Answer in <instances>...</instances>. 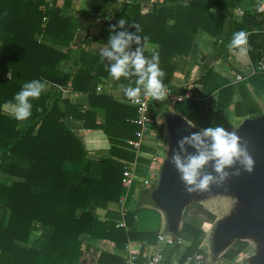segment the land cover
Here are the masks:
<instances>
[{
    "label": "trees",
    "instance_id": "1",
    "mask_svg": "<svg viewBox=\"0 0 264 264\" xmlns=\"http://www.w3.org/2000/svg\"><path fill=\"white\" fill-rule=\"evenodd\" d=\"M102 1L93 12L103 13L104 5L115 0ZM244 2L163 0L154 3L153 10L146 13L142 12L140 1L127 2L105 23L99 37L86 36L83 42L96 40L107 44L113 34L112 25H117V32L125 30L118 26L121 19L127 21L125 28L129 32L136 33L133 25H138L142 43L146 37L147 43L156 45L155 51L146 50L145 55L158 53L159 66L166 73L164 85L184 96L173 101V109L202 129L222 125L234 85L203 62L196 81L202 91L198 98L187 97L185 88L170 84L177 69L175 59L191 54L196 36L203 29L214 38L213 55L227 61L233 34L244 30L250 33L247 53L254 73L238 82L242 99L236 103V115L256 117L263 114V109L248 85L264 92V69H259L260 63L264 64V12L257 11L252 0H247L242 18L228 20V11L242 7ZM69 8L68 2L59 8L57 0H0V177L8 178L0 179V264H80L84 234L90 239L111 240L125 249L130 241L157 244L161 231V214L154 208L129 210L124 217L128 228L120 225L122 216L115 211L109 210L102 221L95 217L96 208H107L109 202L119 201L126 193L122 180L128 163L150 160L137 156L127 142L136 138L139 129L134 122L136 108L97 93L102 77H111L106 67L111 62L82 51L78 72H62L59 64L70 55L45 43L71 45L80 23L67 12ZM136 47L133 43L131 50ZM32 80L52 82L59 87L70 85L74 91L88 93L91 107L105 109V124L97 123L95 110L63 99L59 89L46 90L38 99H32V114L27 120L18 121L6 114L4 106L15 105V95L25 82ZM135 80V76L122 77L115 83L123 90L129 85L134 87ZM215 92L218 109L210 116L206 112L207 97ZM124 98L129 100L125 94ZM165 106V102L156 103L151 116L156 118ZM69 117L83 121L86 129H102L111 143L109 155L89 157L81 137L68 123ZM66 162L81 163V168L67 170ZM189 207L210 222L216 219L200 202L194 201L186 209ZM185 215L184 212L179 238L189 240L190 244L179 264L194 254L207 256L202 246L203 224L188 220ZM248 247V240H236L221 257L232 262ZM98 261L125 264L124 259L107 252H101ZM145 262L139 256L137 264Z\"/></svg>",
    "mask_w": 264,
    "mask_h": 264
},
{
    "label": "crops",
    "instance_id": "2",
    "mask_svg": "<svg viewBox=\"0 0 264 264\" xmlns=\"http://www.w3.org/2000/svg\"><path fill=\"white\" fill-rule=\"evenodd\" d=\"M139 1L142 5V12L146 13L153 10L154 3L162 2L163 0H115L114 2H110L104 5L103 13L93 12L94 9L100 7L103 4L102 0H57V6L59 8H61L66 2L70 3V8L67 12H69L71 16L77 18L80 23L77 34L71 41L70 46H61L54 43L45 42L46 44L70 55V58L65 59L59 64V69L62 72L76 74L79 67L81 66L80 56L82 51H86L92 55L101 57L100 50L106 47L107 44L100 43L96 40H92L91 43H84L83 40L85 39V37H99L102 33L105 23L109 19H111L117 12L121 11L125 3ZM188 1L189 0H179V2L181 3H188ZM246 3L247 0H245L242 5L243 9L246 6ZM261 3H264V0H252V7L257 9L258 5H260ZM234 12L235 8L228 11V20L233 19ZM37 39L40 40V37L37 36ZM213 42L214 38L210 36L206 31L201 29L196 36L191 54L187 56H178L175 59V61L177 62V69L171 79L170 84L176 87L185 88L187 91V97L198 98L202 91V86L196 81L200 76L203 56H214L212 46ZM147 44L149 46L147 49L148 51H155V44ZM236 52L237 50L230 49L227 61L218 59L215 55V60L211 65L215 71L228 78L234 85L232 101L230 105L224 110V119L222 123V126L227 128L229 131L241 128L244 125L245 121L250 118L249 116L239 117L236 115V103L242 99L238 88V82L243 78V76H250L254 73V67L251 64L248 53L243 57H238ZM237 75H241V79L238 80ZM248 86L261 105V99L264 97V92L259 91L252 84H249ZM57 89L62 92V98L70 101L72 104L81 106L86 109L90 108V110H95L97 113V123L101 125L105 124V109L91 107L90 97L88 93L82 91H74L70 85L59 87L55 83H47V90L54 91ZM97 93L101 95L111 96L118 102L131 105V101L124 98L123 90L116 86L115 80L112 77H102L101 82L97 85ZM162 102H165V107H167L170 103L166 101ZM165 107L159 110L157 117L154 118L155 121L153 131L148 135V140L143 142L140 151L136 153L137 156L146 158L150 160V162L145 163L141 161H134L128 163L132 164L138 169V172L141 175L139 177V181L137 180L133 184L124 203L119 200L116 202H109L107 208H96L95 217L97 220H105L107 218V213L109 210L115 211L117 213H120L125 223L124 227L128 228L124 217L129 210H134L136 209V207L154 208L160 212L162 218L160 233L166 236L171 235L169 234V232L172 231L168 229L169 222L166 210L162 207L156 206L150 200V195L158 190L161 186L163 168L172 150V138L168 121V115L170 114L167 115V125L164 126V124L160 122V114L162 113V110H165ZM217 109L218 94L215 92L207 97L206 112L210 116H214ZM3 111L8 115H12V113L14 112V105H5ZM173 114L180 115V113H178L174 109ZM68 123L73 127L75 133L79 137H81L89 154L93 153L94 157L109 155L111 143L102 129H86L83 127V121L72 117L68 118ZM191 125L198 131L201 130V128L193 124ZM143 147H147L149 148V150H145L143 149ZM162 149H166L167 154L165 160L161 164H158V162L155 160V157ZM65 168L70 171H78L81 168V163L66 162ZM203 198L204 197H193L186 205H190V203L194 201L201 203ZM180 225L182 226V220H180L178 229H181ZM81 240L83 242L84 254L80 260V264H100L98 258L101 252H107L116 255L126 261V259L131 257L132 255H136L139 258V256H141L146 249L149 248L151 249V251H154V249H156L157 247V244L144 245V242L142 241H130L125 249H120L111 240L98 238L90 239L86 234L81 236ZM177 252L178 250H174L172 254L175 256V258L178 259L181 256L177 257Z\"/></svg>",
    "mask_w": 264,
    "mask_h": 264
},
{
    "label": "clouds",
    "instance_id": "3",
    "mask_svg": "<svg viewBox=\"0 0 264 264\" xmlns=\"http://www.w3.org/2000/svg\"><path fill=\"white\" fill-rule=\"evenodd\" d=\"M257 11L264 12V3L257 7ZM125 19L118 22V26L125 30L116 31L117 25H112V35L107 46L100 50V56L110 61L107 69L111 77L120 80L122 77L135 76V86L123 87L125 96L133 103H139L141 95L157 100L164 97V77L166 73L159 66L158 53L145 55L148 49L147 38L142 43V37L137 34L140 29L133 25L137 32H129L125 26ZM250 33L241 30L233 34L228 48L237 50L238 57H243L249 50ZM135 43L136 49L131 50ZM47 90L46 82L32 80L25 82L21 90L15 95L14 112L12 115L18 121L27 120L32 114V99H38ZM190 123V122H189ZM191 124V123H190ZM173 151L171 164L180 173V179L188 193L207 191L210 186H223L232 176L241 175V167L246 172H252L255 159L248 149V141L236 130L229 131L222 125L202 128L198 132L184 136ZM195 152H189V147ZM239 164L241 167H237ZM211 166L213 172L205 171ZM228 169H232L229 171Z\"/></svg>",
    "mask_w": 264,
    "mask_h": 264
},
{
    "label": "water",
    "instance_id": "4",
    "mask_svg": "<svg viewBox=\"0 0 264 264\" xmlns=\"http://www.w3.org/2000/svg\"><path fill=\"white\" fill-rule=\"evenodd\" d=\"M215 55L212 57L203 56V62L212 65ZM170 132L172 138V150L166 164L163 168L162 183L158 190L150 195V200L156 206L166 210L168 216V229L172 232L178 231L181 220V213L185 205L193 197H205L207 193L215 190H239L245 198V202L249 201L246 209L238 214L233 215L225 222L221 229V235L218 237L216 244L222 247V250L231 244L233 239L245 233H254L264 241V117L261 119H248L244 125L236 130L240 136L248 141V149L255 159V167L252 172H246L241 167V175L230 177L223 186L213 184L207 191L188 193L185 185L180 179V173L171 164V156L173 151L178 147V141L184 136L193 132H198L189 122L178 114L168 115ZM189 152H195L191 146ZM89 157H94L93 153ZM232 171V169H228ZM205 171L213 172L211 166ZM232 188V189H231ZM236 195V194H235ZM239 198V197H238ZM250 264H264V252L260 255L253 256Z\"/></svg>",
    "mask_w": 264,
    "mask_h": 264
},
{
    "label": "rangeland",
    "instance_id": "5",
    "mask_svg": "<svg viewBox=\"0 0 264 264\" xmlns=\"http://www.w3.org/2000/svg\"><path fill=\"white\" fill-rule=\"evenodd\" d=\"M171 101L165 110H162L160 114V122L162 124L167 125V115L173 114ZM261 106L263 109V114L256 117H251L248 119H261L264 117V97L261 99ZM238 130V129H237ZM163 133V132H162ZM160 164V163H158ZM3 181H8L6 176L0 177ZM145 188V187H144ZM232 189V188H231ZM234 193H230L228 190H215L213 192H209L205 195L202 199L201 203L211 210L216 219L213 222L208 221V218L204 215H201L197 212H194V208H187L189 205H185L186 207L183 208L181 213V220L182 216L184 215L188 220H191L195 223H202L205 236L203 239V249L207 253V256L204 257L202 264H250V259L253 256L260 255L264 252V241L259 239L257 235L254 233H245L236 236L231 244L236 240H248L249 247L241 253L237 258H235L232 262H227L222 259L221 255L227 250L228 247L222 250V247H218L216 241L218 237L221 235L222 226L227 222L229 218L233 215L238 214L242 210L246 209L249 201L245 202V198H243V194L239 190H231ZM239 197V198H238ZM181 226V225H180ZM179 228V227H178ZM179 230L175 232H169L174 238V243L168 246H162L164 252L167 256H170L174 250H178L177 257H180L181 254L185 251L186 247L190 244V241L184 238H179ZM174 233V234H173ZM179 246V247H177Z\"/></svg>",
    "mask_w": 264,
    "mask_h": 264
},
{
    "label": "built area",
    "instance_id": "6",
    "mask_svg": "<svg viewBox=\"0 0 264 264\" xmlns=\"http://www.w3.org/2000/svg\"><path fill=\"white\" fill-rule=\"evenodd\" d=\"M244 13L245 10L242 7L235 8L233 19H241ZM259 69H264L263 63H260ZM237 79H241V75H237ZM183 98V95H178L172 92L169 85H164V97L162 99L157 100L152 97H145L142 94L139 103H133L131 101V105L134 106L137 111V116L134 119V122L139 127V129L136 132V138L130 139L127 142L135 151V153L140 151L143 142L148 140V135L153 131L155 119L151 116L152 107L161 101L171 102L175 100H182ZM166 154V149L160 150L155 157V160L161 164L165 160ZM140 176L141 175L139 174L138 169L132 164H128L124 171L122 180L123 185L126 188V193L122 195L120 199L123 203L125 202L133 184L137 180L139 181ZM120 225L125 226L124 220L120 221ZM173 243L174 238L172 235L166 236L160 233L156 249L151 251V249L148 248L143 252L142 256L146 260L144 264H179L180 258H175L173 254L166 256L164 249H162V246H168ZM137 259L138 257L136 255H132L126 259L125 264H137ZM203 259L204 256L202 254H194L193 256H190L183 264H190L191 262L202 264Z\"/></svg>",
    "mask_w": 264,
    "mask_h": 264
}]
</instances>
